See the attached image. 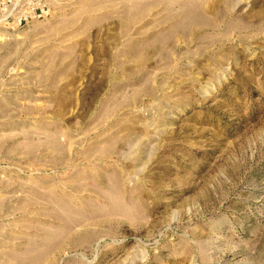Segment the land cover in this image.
<instances>
[{
  "label": "rangeland",
  "instance_id": "374dc122",
  "mask_svg": "<svg viewBox=\"0 0 264 264\" xmlns=\"http://www.w3.org/2000/svg\"><path fill=\"white\" fill-rule=\"evenodd\" d=\"M0 264H264V0H0Z\"/></svg>",
  "mask_w": 264,
  "mask_h": 264
}]
</instances>
